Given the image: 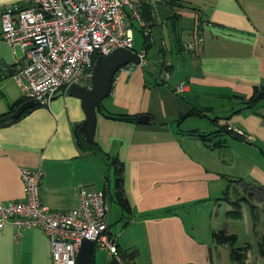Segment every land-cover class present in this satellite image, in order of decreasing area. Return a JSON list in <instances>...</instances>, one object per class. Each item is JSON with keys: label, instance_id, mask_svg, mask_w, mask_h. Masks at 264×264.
<instances>
[{"label": "crops", "instance_id": "1", "mask_svg": "<svg viewBox=\"0 0 264 264\" xmlns=\"http://www.w3.org/2000/svg\"><path fill=\"white\" fill-rule=\"evenodd\" d=\"M130 1L137 12L142 6L150 8L151 37L153 27L161 25L170 43L163 39L165 49L157 46L152 65L144 61L142 67L129 65L118 72L95 115L93 142L103 154L79 147L75 131L85 119L84 112L79 99L68 89H60L48 107L35 105L16 121L0 124V201L21 200L20 171L39 169V196L49 210L77 208L81 188L103 191L108 201L115 203L112 218L108 205L107 234L116 242L118 258L135 254L131 261L120 259V264H222L219 253L223 251L232 260L231 250L214 243L211 234L215 232V209L223 211V204L231 202L225 177L240 178L249 172L261 179L264 190V160L255 158L258 153L264 156L255 149L264 144L260 119L264 103L252 109L243 105L253 87H264V0H210L208 6L203 0L205 8L193 11L196 18L210 25L197 31L192 26L184 32L179 24L187 4L180 0ZM15 5L25 6L27 1L0 0V7ZM158 8L162 9V19L158 18ZM183 35L188 42L203 41L188 52ZM160 60L170 67L167 84L156 78ZM23 61V50L15 47L12 52L0 38V116L11 114L12 105L24 98L11 77ZM183 81L188 92L181 97L172 89ZM202 96L213 97L216 105L203 103ZM206 108L218 114L212 118L217 123L210 120L217 129L209 133H217L219 125L226 124L243 137L236 140L228 135L235 142L230 154L225 152L226 146L211 149L190 134L196 130L207 135L208 131L182 128L181 114L204 118L189 112ZM106 113L136 118L147 115L149 122L141 125L137 119L135 123L113 120ZM80 139L84 141L82 136ZM223 140L226 143L227 138ZM112 158L123 167L129 211L115 201L110 178L101 169L102 164L112 165ZM215 219H220L218 213ZM252 223L253 233L259 234ZM221 230L235 234L227 227ZM259 258L264 264V256L259 254ZM110 261L106 253L103 264ZM248 261L247 256L245 264ZM91 263L100 264L94 253ZM0 264H51L49 239L38 228L17 233L11 223L0 224Z\"/></svg>", "mask_w": 264, "mask_h": 264}, {"label": "built area", "instance_id": "2", "mask_svg": "<svg viewBox=\"0 0 264 264\" xmlns=\"http://www.w3.org/2000/svg\"><path fill=\"white\" fill-rule=\"evenodd\" d=\"M26 1L25 6L0 7V38L12 52L15 47L23 50V65L11 77L20 86L23 97L38 106L48 107L60 89L67 90L71 85L90 89L98 56H108L118 48L133 51L132 28L125 22L127 9L143 34H151L130 0ZM209 25L200 20L196 28ZM202 41L197 38L186 42L184 50L192 52ZM137 54L141 59L138 67H142L144 54ZM168 67L165 61L158 65V82L167 84L171 77ZM172 92L185 95L187 83L180 82ZM41 176L39 169L20 171L23 197L19 201H0V224L11 223L17 233L41 229L49 239L51 264H76L84 240L119 262L116 242L107 234L109 201L105 193L81 188L77 208L52 211L40 200Z\"/></svg>", "mask_w": 264, "mask_h": 264}, {"label": "rangeland", "instance_id": "3", "mask_svg": "<svg viewBox=\"0 0 264 264\" xmlns=\"http://www.w3.org/2000/svg\"><path fill=\"white\" fill-rule=\"evenodd\" d=\"M201 1L203 0H180L181 3L187 4L188 8L187 9H182L183 13V19L180 22V28L183 30H189L194 27L196 29L197 23L201 21H205L203 19H199L195 17L194 14V9H201L205 8L202 6ZM210 3V0H205L203 1V4L208 6ZM128 10V9H127ZM126 10V11H127ZM160 11H162L161 8H158V18L162 19L163 16L161 15ZM125 22L129 23L131 25V30H132V35H133V50L135 52H142L143 49V37L140 29V25L137 21L131 18L129 15V10L127 11L126 17H125ZM152 38H153V43L154 45L148 50V54H144V61H148L150 65L153 64V61L155 60V50L157 46H161L162 40L164 39L168 43H170V40L167 38V33L165 32V29L162 28L161 25L154 26L152 30ZM188 37L186 35L182 36V42L185 43ZM188 42V41H187ZM165 45H162L164 48ZM183 50V47H180ZM165 49V48H164ZM20 53V51H19ZM149 65V67H150ZM148 67V68H149ZM147 68V70H148ZM150 70V69H149ZM184 96V95H183ZM182 97V96H181ZM204 97V96H202ZM203 103L207 104H213L216 105V102L213 97L207 96L203 98ZM264 102H261L260 104L263 105ZM106 104V103H104ZM225 104L227 105L226 101ZM259 104V105H260ZM255 110V109H254ZM216 115H218L216 112H214ZM185 113L181 114L179 116L180 119H184L182 121V128L186 130H201V131H208L207 135L210 140V143H216L218 141L222 142V146H226V153L230 154L231 146L235 143L232 142L229 136L225 133H222L221 135H218L219 133H209L210 131H214L217 128L210 123V120L215 116V114L211 113H204V118H197V117H186L182 118V115ZM176 129V128H175ZM224 134V135H223ZM223 135V136H222ZM223 138H227L226 143ZM246 142V141H245ZM230 147V148H229ZM257 151H260L264 153V144L260 145L259 148H255ZM260 149V150H259ZM247 149L244 150L246 152ZM260 156L262 160H264V156L260 155L259 153L256 155V159H260ZM109 160V159H108ZM110 163V161H109ZM262 169V166H260ZM101 169L104 171V174L106 177L110 178V189L111 192L114 190V167L112 165H103L101 166ZM231 177L230 174H228L225 179H226V184H228L227 188L225 191H227L228 194V199L229 201H240L241 202V213H242V218L241 219H234L226 215V212L231 210L232 207L228 203L223 204V211H219L218 209H215L214 214H213V220H214V225L213 229L215 232L221 231V228L223 229L224 227H227L229 231L232 233H235L237 236V242L235 244L236 248H242L247 245H249L250 249L248 250V264H261L260 263V258H259V246L261 245L263 250H264V228L263 230L262 227H264V190H262V184H261V179L256 176L249 174V172H243L242 176H238L240 178H229ZM236 181V183L232 182ZM107 193V192H106ZM109 201V208H110V217H114L115 213L113 211L115 210V203H111ZM220 215V219L217 220L216 214ZM251 221L253 222L252 224H256V227H258L257 231H260L258 233H253L252 228L250 227ZM121 224H118V230H120ZM221 227V228H219ZM114 231V230H113ZM256 231V232H257ZM120 245V244H119ZM228 250L230 251V247H227ZM94 256L96 257L97 262L100 264L105 263V257H106V252L103 250L98 249L97 246H94ZM227 250V251H228ZM225 251V250H224ZM220 252V251H219ZM223 252V251H222ZM220 252V261L222 264H236L233 260H229L225 253ZM125 261L122 258H118L119 263L120 261Z\"/></svg>", "mask_w": 264, "mask_h": 264}, {"label": "trees", "instance_id": "4", "mask_svg": "<svg viewBox=\"0 0 264 264\" xmlns=\"http://www.w3.org/2000/svg\"><path fill=\"white\" fill-rule=\"evenodd\" d=\"M138 14L140 16V19L145 24H147L149 29L151 30V22L153 19H152V14L150 12V8L148 6H146V7L142 6L141 11L138 12ZM140 29H141L140 31H141L142 37H143L142 52L146 55L148 50L153 46L152 41H150L151 34L149 36H145L143 34L142 27ZM177 41H179V38H177ZM142 52H140V53H142ZM136 53H138V52H136ZM163 61L164 60L159 61L160 66L163 63ZM168 70H170V67H168ZM27 101L28 100L25 98L17 100L12 105V107L10 108L9 113L13 112L17 107H19L21 104H23ZM261 102H264V87H262V86L253 87L251 96L247 99L243 98V105H245V107L248 109L255 108ZM99 108H100V106L97 109H99ZM31 110H29V111H31ZM29 111H25L22 116L29 113ZM210 111H211L210 108L202 109L201 111L200 110L197 111L195 109H192L189 112V115L205 116L204 113H209ZM4 116L5 115L0 116V124L5 123V122L1 121V118ZM106 117H108L109 119H113V120L133 122V123H135L136 119H137L136 116L114 115V114H110V113H106ZM260 119H261L262 124L264 126V112L261 115ZM212 120H213L212 122L214 124L217 123L216 118L212 119ZM224 120L227 121V119H224ZM14 121H16V120H14ZM221 132L226 133L227 135H230V137L233 139L243 140L242 136L234 133L232 130H228V126L226 124L219 125V130L217 131V133H221ZM190 134H195L202 142L206 143L211 149L219 148L222 146L221 141H218L216 143L211 144L210 140L208 138V135L203 134V133H199L196 130L191 131ZM75 136L78 138L77 142H78L80 148H82L84 150L91 151L94 154L95 153L100 154V155L103 154L102 151L97 147V145L95 143H93L91 146H89V145L86 146L84 141L83 140L81 141V139H80L81 136L77 133V131H75ZM111 163H112V165H114V174H115V179H114V188H115L114 189V198H115V201L119 204V206L124 211H129V205H128V202L125 198L124 190H123V179H122L123 167L121 166V164H119V162L117 161V158H112ZM229 205L232 207V209L227 211L226 215L231 217V218H234V219H241L242 218L241 202L237 201V200L231 201V202H229ZM211 237H212V240L214 241V243H216L218 245H226V246L230 247L231 258L236 264H245L246 255H247V252L250 248L249 245L242 247V248H236L235 244L237 242V236L235 234L227 233L224 230H221L218 232H212ZM260 254L262 256H264V250H263L262 246H260ZM92 255H93V252L91 254V262H92ZM134 257H135V254L131 253V254L127 255L126 257H124V260L131 261V260H133ZM128 263L129 262H126V264H128ZM108 264H120V263L112 260Z\"/></svg>", "mask_w": 264, "mask_h": 264}, {"label": "water", "instance_id": "5", "mask_svg": "<svg viewBox=\"0 0 264 264\" xmlns=\"http://www.w3.org/2000/svg\"><path fill=\"white\" fill-rule=\"evenodd\" d=\"M140 56L135 51L124 48H118L108 56H98L95 60L93 69L92 87L84 89L77 85L68 87L71 95L80 100L81 108L84 112L85 119L77 129V133L82 136L85 143L91 146L94 137L95 115L96 110L101 102L107 98L111 92L112 83L118 72L129 65L138 66L140 64ZM33 100L21 104L11 114L1 118L2 122H9L18 119L25 111H29L35 107ZM188 114L182 115L186 118ZM149 122L147 115H140L137 123L144 125ZM94 245L92 242L84 240L76 255V264H92L91 254Z\"/></svg>", "mask_w": 264, "mask_h": 264}]
</instances>
